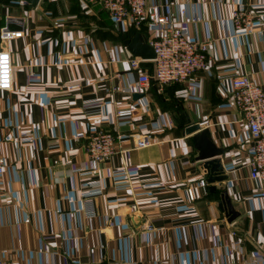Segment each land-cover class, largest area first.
<instances>
[{"label": "crops", "instance_id": "obj_1", "mask_svg": "<svg viewBox=\"0 0 264 264\" xmlns=\"http://www.w3.org/2000/svg\"><path fill=\"white\" fill-rule=\"evenodd\" d=\"M170 3L188 37L210 41L194 99L181 83L154 81L133 97L140 71L122 40L146 25L124 35L97 0H0V39L6 26L22 30L0 44L13 57V87L0 90V256L6 249L19 264H264V200L247 165L252 138L229 97L236 75L264 83V0ZM239 8L251 13L250 29L236 28ZM114 46L120 61H111ZM123 108L133 115L118 116ZM206 119L229 175L207 188L199 183L204 160L185 132L189 120ZM99 129L121 134L123 147L147 134L152 142L82 174L88 136ZM98 180L103 190L90 209L82 192ZM224 198L239 212L232 220Z\"/></svg>", "mask_w": 264, "mask_h": 264}, {"label": "built area", "instance_id": "obj_2", "mask_svg": "<svg viewBox=\"0 0 264 264\" xmlns=\"http://www.w3.org/2000/svg\"><path fill=\"white\" fill-rule=\"evenodd\" d=\"M94 1V0H91ZM110 19L124 35L132 26L138 31L145 25V36L156 52L152 60L142 59L138 56L129 57L132 68L140 71L135 82L137 92L151 86L152 82L161 85L181 83L186 87L188 95L194 99L198 96L201 81L198 71L208 66L207 53L210 46L209 40L196 41L186 35L175 21L173 6L170 0H97ZM236 28L252 27L251 13L239 8L233 13ZM130 33V32H129ZM22 30L15 31L7 26L2 30L1 37L8 40L20 37ZM125 47V46H124ZM111 61H120L122 58L121 47L114 46L111 50ZM150 63L151 69L147 67ZM77 86V85H75ZM13 87V57L5 48H0V90L7 91ZM229 97L236 108L239 121L250 132L252 141L248 152L251 155L248 161L249 176L259 182L257 194L264 200V83L248 74H239L233 77ZM131 108H123L117 111L118 116H132ZM202 128L209 127L208 119L199 122ZM78 136H85L79 132ZM122 136L108 130H96L88 136L87 152L88 167L76 168L82 174L92 175L100 168L101 163L110 160L118 152L130 148H140L152 142L151 135L147 134L135 140L133 146L123 147ZM6 161L0 155V179L5 173ZM124 168L114 170L117 174L124 173ZM202 187L207 188V179L199 180ZM101 181L89 183V188L82 192L86 198L88 208L92 209V195L102 192ZM193 198L194 194L189 189ZM138 206L132 204V210L136 211ZM264 249V245H263ZM4 255L0 256V264H19L7 257L6 249ZM49 264V263H45ZM78 264V263H72ZM243 264H260L256 258H248Z\"/></svg>", "mask_w": 264, "mask_h": 264}, {"label": "water", "instance_id": "obj_3", "mask_svg": "<svg viewBox=\"0 0 264 264\" xmlns=\"http://www.w3.org/2000/svg\"><path fill=\"white\" fill-rule=\"evenodd\" d=\"M31 6H36L40 0H25ZM123 45L134 56L142 59L152 60L156 57L155 49L147 41L146 36L141 32H136L132 36L124 37L122 40ZM142 96V93H134L133 97L137 98ZM185 129L186 134L192 135L195 148L199 151L198 159L204 160L203 167L206 170L207 181L215 184L219 181L228 179L229 175L226 173L223 166L222 155L224 149L218 147L211 137V132L208 127L202 128L199 123H191ZM215 185H211L210 189H215ZM222 203H227V214L229 219H234L239 212L235 211L231 202H227L224 198Z\"/></svg>", "mask_w": 264, "mask_h": 264}, {"label": "rangeland", "instance_id": "obj_4", "mask_svg": "<svg viewBox=\"0 0 264 264\" xmlns=\"http://www.w3.org/2000/svg\"><path fill=\"white\" fill-rule=\"evenodd\" d=\"M2 43H6V41H5V40H2V39H0V44H2Z\"/></svg>", "mask_w": 264, "mask_h": 264}, {"label": "trees", "instance_id": "obj_5", "mask_svg": "<svg viewBox=\"0 0 264 264\" xmlns=\"http://www.w3.org/2000/svg\"><path fill=\"white\" fill-rule=\"evenodd\" d=\"M133 34H134L133 32H130L129 35H127V36H132Z\"/></svg>", "mask_w": 264, "mask_h": 264}]
</instances>
